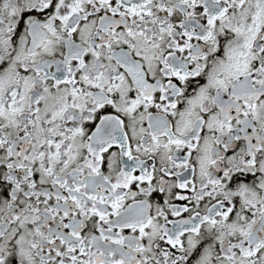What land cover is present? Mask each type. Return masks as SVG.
Returning a JSON list of instances; mask_svg holds the SVG:
<instances>
[{"label":"snow or ice","instance_id":"snow-or-ice-1","mask_svg":"<svg viewBox=\"0 0 264 264\" xmlns=\"http://www.w3.org/2000/svg\"><path fill=\"white\" fill-rule=\"evenodd\" d=\"M0 264H264V0H0Z\"/></svg>","mask_w":264,"mask_h":264}]
</instances>
